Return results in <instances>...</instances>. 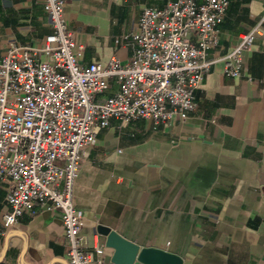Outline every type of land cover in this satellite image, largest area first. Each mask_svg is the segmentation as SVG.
<instances>
[{
	"label": "crops",
	"instance_id": "0c3cea01",
	"mask_svg": "<svg viewBox=\"0 0 264 264\" xmlns=\"http://www.w3.org/2000/svg\"><path fill=\"white\" fill-rule=\"evenodd\" d=\"M174 1L64 0L65 17L84 64L128 63L143 10ZM263 18L264 0H230L209 54L216 62L188 120L96 128L74 187L89 247L104 245L95 233L102 224L183 264H264V22L244 55L243 77H228L221 60ZM51 32L42 0H0V59L11 45H36ZM115 91L112 80L106 95ZM7 188L0 181V264H69L60 211L4 227ZM113 257L105 247L104 264H118Z\"/></svg>",
	"mask_w": 264,
	"mask_h": 264
},
{
	"label": "built area",
	"instance_id": "2783aa9c",
	"mask_svg": "<svg viewBox=\"0 0 264 264\" xmlns=\"http://www.w3.org/2000/svg\"><path fill=\"white\" fill-rule=\"evenodd\" d=\"M52 32L36 45H11L0 59V181L7 183L6 229L40 210L61 212L69 264H104L105 245L89 247L84 214L74 187L96 128L113 120L154 125L186 121L197 108L196 93L216 62L219 26L230 0H177L164 9L145 8L131 34L130 62L83 63L65 17L64 0H42ZM262 21L221 60L228 77L245 75L244 55ZM116 91L106 93L111 81Z\"/></svg>",
	"mask_w": 264,
	"mask_h": 264
},
{
	"label": "water",
	"instance_id": "95a60500",
	"mask_svg": "<svg viewBox=\"0 0 264 264\" xmlns=\"http://www.w3.org/2000/svg\"><path fill=\"white\" fill-rule=\"evenodd\" d=\"M95 233L104 239L105 247L114 250V263L183 264L181 256L163 249L141 248L109 226L97 225Z\"/></svg>",
	"mask_w": 264,
	"mask_h": 264
}]
</instances>
